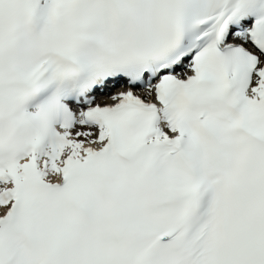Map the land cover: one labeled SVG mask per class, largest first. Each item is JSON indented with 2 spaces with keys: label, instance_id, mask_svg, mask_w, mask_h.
<instances>
[{
  "label": "snow or ice",
  "instance_id": "obj_1",
  "mask_svg": "<svg viewBox=\"0 0 264 264\" xmlns=\"http://www.w3.org/2000/svg\"><path fill=\"white\" fill-rule=\"evenodd\" d=\"M0 264H264V0H0Z\"/></svg>",
  "mask_w": 264,
  "mask_h": 264
}]
</instances>
